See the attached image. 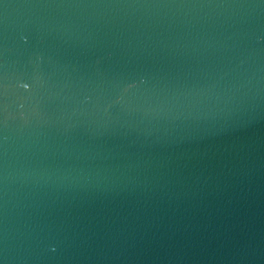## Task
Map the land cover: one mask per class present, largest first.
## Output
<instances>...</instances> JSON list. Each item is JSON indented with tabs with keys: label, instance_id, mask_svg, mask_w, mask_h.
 <instances>
[{
	"label": "water",
	"instance_id": "1",
	"mask_svg": "<svg viewBox=\"0 0 264 264\" xmlns=\"http://www.w3.org/2000/svg\"><path fill=\"white\" fill-rule=\"evenodd\" d=\"M0 264H264V0H0Z\"/></svg>",
	"mask_w": 264,
	"mask_h": 264
}]
</instances>
